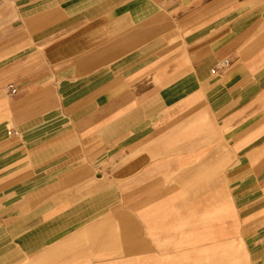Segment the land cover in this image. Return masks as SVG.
I'll use <instances>...</instances> for the list:
<instances>
[{"label": "crops", "instance_id": "crops-1", "mask_svg": "<svg viewBox=\"0 0 264 264\" xmlns=\"http://www.w3.org/2000/svg\"><path fill=\"white\" fill-rule=\"evenodd\" d=\"M8 82L0 264H264V0H0Z\"/></svg>", "mask_w": 264, "mask_h": 264}, {"label": "rangeland", "instance_id": "rangeland-1", "mask_svg": "<svg viewBox=\"0 0 264 264\" xmlns=\"http://www.w3.org/2000/svg\"><path fill=\"white\" fill-rule=\"evenodd\" d=\"M9 81V80H8ZM6 85V84H5ZM5 85H3V88L2 90L0 91L1 94H4L5 93ZM198 131L200 132L199 134V144H198V151L200 152H214L216 157H219V156H222V152H226L227 155H231V159H226L225 161H219L218 159L216 160H199L198 162L201 163L200 164V167L202 166H207L209 165L208 167L210 168V166H212L214 163H215V169L217 167H221L222 166V163L225 162V165L226 164H230V166H233L234 163L237 162L236 159H234V157H236L238 155V152H235L237 149L235 147V145H233V143H231V147L229 145V140L233 137H230L229 135H224L223 134V130L221 127H218L217 126V122L214 120V127L212 128H199ZM208 131V132H207ZM204 132V134H202ZM235 149H234V147ZM234 152L236 153L234 155ZM220 164V166L218 165ZM216 172H217V169H216ZM214 179V184H213V187H211V189H208V190H199L198 191V195L202 198V203H203V206L204 205H209L211 208H209L210 210L212 209V213L211 215H214V217H219L218 215L219 214H222V209L221 207L217 206L219 205V202H221V200H216L217 197L219 196V198L221 197L222 195V188H223V181H222V178L220 175H218L217 173L214 174L213 176L212 175H209V176H199V187L200 189H206L207 187L204 186L206 185V183H208V181ZM225 188V186H224ZM185 195V193H184ZM230 213H231V217H232V221H234V213H233V210H230ZM194 219L196 220V218L194 217ZM193 219V221H194ZM204 219V220H202ZM206 221V218H205V215H201L200 216V221ZM208 222L206 223H200L198 226L200 228V232L201 234L202 233H206L205 237H207V240H205L204 242H208L210 241L209 237H212L210 236V233L208 232L207 234V230H208ZM216 226V228H218L217 226H219L220 224H214ZM222 225V224H221ZM196 226L197 224H193V227L196 229ZM237 227V224H234L232 223L231 224V237H234V236H237L239 235V232L238 231H235ZM217 229H215L216 231ZM239 252V250H238Z\"/></svg>", "mask_w": 264, "mask_h": 264}, {"label": "built area", "instance_id": "built-area-1", "mask_svg": "<svg viewBox=\"0 0 264 264\" xmlns=\"http://www.w3.org/2000/svg\"><path fill=\"white\" fill-rule=\"evenodd\" d=\"M225 63H227V61H224L218 67L225 65ZM5 89L10 96H15L19 91L17 85L14 82H8L5 86ZM10 132H12L13 134L19 133L17 129H12V131Z\"/></svg>", "mask_w": 264, "mask_h": 264}]
</instances>
